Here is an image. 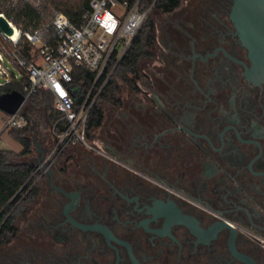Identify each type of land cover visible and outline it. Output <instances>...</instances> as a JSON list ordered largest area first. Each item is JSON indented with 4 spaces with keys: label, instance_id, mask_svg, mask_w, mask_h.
Segmentation results:
<instances>
[{
    "label": "flooded vegetation",
    "instance_id": "flooded-vegetation-1",
    "mask_svg": "<svg viewBox=\"0 0 264 264\" xmlns=\"http://www.w3.org/2000/svg\"><path fill=\"white\" fill-rule=\"evenodd\" d=\"M232 2L155 26L86 144L54 145L17 191L0 264H264V83Z\"/></svg>",
    "mask_w": 264,
    "mask_h": 264
},
{
    "label": "built area",
    "instance_id": "built-area-1",
    "mask_svg": "<svg viewBox=\"0 0 264 264\" xmlns=\"http://www.w3.org/2000/svg\"><path fill=\"white\" fill-rule=\"evenodd\" d=\"M15 1L19 8L10 15L0 11V17L12 29L11 34L0 29V86L25 76V99L39 88L51 92L53 107L60 114L58 121H62V128L55 133V147L63 150L72 144L85 145L88 112L98 93L90 100L89 92L76 104L67 85L72 66L93 71L97 80L113 54L118 59L124 54L152 5L144 9L142 0H87L77 24L61 11L49 13L54 38L44 42L37 14L41 0ZM22 42L30 46L31 59L19 50ZM22 106L8 115L4 127L26 125Z\"/></svg>",
    "mask_w": 264,
    "mask_h": 264
},
{
    "label": "trees",
    "instance_id": "trees-1",
    "mask_svg": "<svg viewBox=\"0 0 264 264\" xmlns=\"http://www.w3.org/2000/svg\"><path fill=\"white\" fill-rule=\"evenodd\" d=\"M182 1L142 0L144 9L152 5L149 14L124 54L119 59L113 54L107 62L104 73L97 80H95L93 71L73 64L71 81L67 85L75 98L76 104L81 103L89 92L90 100L98 93L88 112L85 127L87 134H89L91 128L99 125L102 121V104L113 102L119 94L120 87L114 77L116 76L124 85L130 84L132 76L138 77L141 62L153 55L151 45L154 42L155 24L150 19L152 10L164 14L170 13L178 8ZM17 4L15 0H0V11L10 15L15 7L19 8ZM87 4V0H41V8L37 11V14L40 17L42 40L48 42L54 38L49 16L47 17L49 13L61 11L73 23L77 24L80 21L81 14L87 8ZM19 50L28 59H31L30 46L26 42L19 45ZM25 82L26 77L23 76L18 80L1 85L0 96L12 95L13 97H23L25 99L27 95L24 89ZM27 102L45 109L56 132L62 128V121H58L60 114L53 107L54 101L51 92L39 88L34 94L25 99L23 105ZM24 117L26 119L25 115ZM4 129L14 141L21 145V151L14 153L0 149V243L15 229L13 215L8 214L23 193L16 194L17 191L23 185L29 186L35 178L33 175L35 165L18 161L19 158L31 152L32 141L28 135L29 126L26 124L21 128L5 127Z\"/></svg>",
    "mask_w": 264,
    "mask_h": 264
},
{
    "label": "water",
    "instance_id": "water-1",
    "mask_svg": "<svg viewBox=\"0 0 264 264\" xmlns=\"http://www.w3.org/2000/svg\"><path fill=\"white\" fill-rule=\"evenodd\" d=\"M230 19L251 62L246 69L247 78L255 83H264V0H233ZM0 29L7 34L12 32L2 17ZM23 102V97L3 95L0 96V109L14 114Z\"/></svg>",
    "mask_w": 264,
    "mask_h": 264
},
{
    "label": "rangeland",
    "instance_id": "rangeland-1",
    "mask_svg": "<svg viewBox=\"0 0 264 264\" xmlns=\"http://www.w3.org/2000/svg\"><path fill=\"white\" fill-rule=\"evenodd\" d=\"M189 5L190 0H183L176 11H183V9H185ZM170 16H172L170 15V13L164 14L156 10H152L150 19L153 20L156 27H159L160 24L167 22ZM172 18L176 19L177 16L173 15ZM114 80L119 84V92H122L125 88L124 83L121 80L117 79L116 76L114 77ZM109 103L111 102L103 103L102 107H105V105ZM22 113H24V115L26 116V124L29 126L28 135L30 140L32 141L33 136H35V141L36 143H38V148L40 150L45 149V152L43 158H40V152L37 151V148L35 147L36 145L32 144L30 154L19 158L18 161L33 164L35 166H37L38 164H44L51 153L50 151L52 147H54V145L56 144V131L51 121L49 120L45 109L38 106H33L27 102L22 106ZM7 119L8 114L0 109V149L18 153L19 151H21V145L14 141L4 129Z\"/></svg>",
    "mask_w": 264,
    "mask_h": 264
},
{
    "label": "crops",
    "instance_id": "crops-1",
    "mask_svg": "<svg viewBox=\"0 0 264 264\" xmlns=\"http://www.w3.org/2000/svg\"><path fill=\"white\" fill-rule=\"evenodd\" d=\"M9 115V114H8Z\"/></svg>",
    "mask_w": 264,
    "mask_h": 264
}]
</instances>
